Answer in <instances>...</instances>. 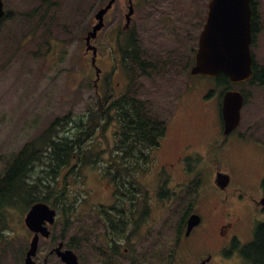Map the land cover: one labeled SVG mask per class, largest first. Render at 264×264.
<instances>
[{
    "label": "rangeland",
    "instance_id": "obj_1",
    "mask_svg": "<svg viewBox=\"0 0 264 264\" xmlns=\"http://www.w3.org/2000/svg\"><path fill=\"white\" fill-rule=\"evenodd\" d=\"M2 1L8 16L0 24V174L8 159L25 143L40 136L56 118L68 114L77 118L97 109L99 97L102 103L107 98L112 102L114 96L128 91L151 102L160 117L170 119L169 133L162 151L156 154L157 161L162 160L161 152L171 154V138L174 136L182 139L179 149L189 143L197 151L204 150L211 140L218 137L217 105L221 87L209 90L214 86L212 79L191 75L189 71L193 63L187 67L192 62L198 36L205 23L209 0H134V16L130 29L125 30L122 29L125 1L115 0L111 16L106 17L103 29L93 41L98 54L97 67L102 70L98 79L90 64L91 53L85 58L84 38L95 24L94 14L108 0ZM253 2H256L259 16V33L254 39L252 54L261 69L264 68V0ZM41 16L43 19L37 22ZM132 35L137 39L145 64L153 66L161 61L166 68L162 71L147 68L146 75L140 77L136 73L128 86V68L132 64L129 61L124 63L122 50ZM48 45L55 56L51 64L36 52L38 48L45 51ZM177 65H181V69L175 68ZM116 83L120 85L116 86ZM187 85L189 89L196 88L192 92L184 91ZM236 89L247 95L239 127L230 134L227 144L221 146L219 143L212 149L210 157H220V169L231 177L229 190L236 188L256 194L264 177V85L244 84ZM181 91H184L182 100L176 114H173L175 97ZM208 98L211 101L205 107L198 101ZM68 128L60 129L59 134L67 133ZM114 131L115 126L111 125L106 131L107 140L98 149H114ZM203 164L198 172L204 195L198 201V210L211 216L215 196L210 193L213 170L206 160ZM100 165L83 166L77 178L69 175V166L64 169L63 175L67 176L60 180L59 186L65 183L71 203L84 199L77 214L71 217L66 239L76 246L79 264H140V254L132 263L130 249L125 242L118 248L116 257L102 258L106 238L101 232L97 214L92 211V204L109 203L112 188L102 179L98 170ZM39 171L35 170L36 173ZM139 176L142 182H148L146 172ZM185 204L186 201L183 208ZM17 205L4 213V221L1 219L5 229L2 231L0 228V264H16L24 257L29 245L30 233L23 223L28 208L25 203ZM82 223L83 230L80 228ZM55 233L60 234V229ZM85 235L86 248L82 240ZM39 251L46 256L45 244L40 242ZM207 251L198 248V259ZM145 259L147 262L143 264H159L151 262L148 255Z\"/></svg>",
    "mask_w": 264,
    "mask_h": 264
},
{
    "label": "flooded vegetation",
    "instance_id": "obj_2",
    "mask_svg": "<svg viewBox=\"0 0 264 264\" xmlns=\"http://www.w3.org/2000/svg\"><path fill=\"white\" fill-rule=\"evenodd\" d=\"M124 1L127 8L129 6L128 0ZM113 8L114 5L106 14V17L111 16ZM42 19V16L38 17L37 22ZM122 29H130V24L123 26ZM36 30L38 31L39 28ZM132 37L131 55L129 57V63L132 65L128 68V86L136 73L140 77L146 75L147 68L159 71L166 68L161 61L152 66L137 58L136 55L140 56L141 52L139 46L136 47L135 36L132 35ZM50 48L51 46L48 45L45 51L40 48L36 50V52H40L42 56L46 57L47 64H51L55 60ZM95 63H98V54ZM181 67V65H177L175 68L181 69ZM187 67H189V64H187ZM114 76L115 73H113V79ZM258 78L260 79L259 83H251L248 80L245 84L262 85L264 75L259 74ZM119 85V83H116V86ZM215 86L219 85H214L209 90L215 89ZM194 88L196 87L189 89L187 85L184 91L192 92ZM232 89L233 86L230 85L229 90ZM209 90L207 89L208 93ZM184 91L178 92L175 97L173 114H176ZM226 91L224 87H221L219 92L217 119L220 128L222 124L221 95L223 96ZM239 92L244 96L245 104L247 95L241 91ZM123 96H127L135 103L150 105L151 109H154L151 102L138 97L135 92L131 91L117 97L114 96L113 102H117ZM198 101L205 107L210 104L211 99L208 98L205 101L199 99ZM161 119L165 122V126L158 146L152 150V156L146 159L143 155V159L135 160L134 147L128 150L131 152L128 155L131 161V173L133 174L135 172L134 168L138 166L137 174L119 181V184H111L109 203L92 204V211L97 214L102 228L101 232L106 238L102 258L111 259L116 257L119 254L118 248L125 242L130 249L132 263L135 257L140 254V264L147 262L145 259L147 255L151 262L157 261L159 264H200L205 260V264H264L263 250L259 251L260 253L257 251L264 246V205L261 204L264 199V178L259 183L256 194H250L236 188L229 190V185L220 184L218 181V185H215L214 174L219 168L220 157H210V154L212 149H215L219 143H221V146L227 144L231 136H223L220 128L218 137L211 140L202 151L191 148L189 143L184 144L182 149H179L178 146L182 144V139L177 136L172 137L171 154L167 155L161 152L162 160L157 161L156 154L162 151L163 142L169 133L170 123V119L165 116ZM259 144H263V142H259ZM119 149L120 146L116 143L114 149H112L114 155H120L118 153ZM204 160L213 168L210 193L215 196L212 201L213 214L211 216L204 215L198 210V201L204 195L202 179L199 177L198 170L204 165ZM152 167H155V169ZM142 172L149 175V180L146 183L142 182L139 176ZM7 178L5 173L1 172L0 203L13 196V192L9 195V191H13L12 181L14 179L12 176ZM44 181H46L45 178ZM45 185L43 183L38 188H44ZM7 196L8 198L4 200ZM34 196L44 198L46 201H34L30 204L28 202L27 212L34 204L41 203L45 204L49 211H53L55 217H53L52 222L49 221L50 218H44L41 223L40 231L37 233L38 247L36 254L32 257L33 264H67L62 258V254L68 250L74 251L79 264V254L76 246L71 244L69 239H66V234L70 230L71 217L77 214L79 207L84 203V199L71 203L70 192L66 190L65 186L63 193L55 194L48 191L32 195V197ZM56 197L58 201L55 202L54 198ZM49 198H52V201ZM184 201H186V204L183 208ZM9 208L12 207L5 205L4 212L8 211ZM2 215L3 213L0 214V216ZM192 215H197L196 224L189 226V218ZM83 225L82 223L81 230H83ZM0 228H2V231L5 229L1 224V217ZM58 229H60V234L55 233ZM27 231L30 233L31 240L36 232L28 228ZM45 232L47 236L44 235ZM1 237L2 234L0 233ZM82 240L86 248V235L82 237ZM40 242L45 244L47 248L46 256L41 255L42 252L39 251ZM5 246L8 247L9 244ZM198 248H205L209 251L198 259ZM27 251L28 247L25 250L24 257L18 260L16 264L25 261ZM148 251L150 252L148 253ZM218 256L219 258H217Z\"/></svg>",
    "mask_w": 264,
    "mask_h": 264
},
{
    "label": "trees",
    "instance_id": "obj_3",
    "mask_svg": "<svg viewBox=\"0 0 264 264\" xmlns=\"http://www.w3.org/2000/svg\"><path fill=\"white\" fill-rule=\"evenodd\" d=\"M252 9L251 28L254 37L258 34V14L255 13L254 6ZM129 49L128 45V48L122 50L124 63L129 61L131 55ZM136 57L139 58L138 55ZM258 75L254 65L250 82L259 83ZM216 82L227 89L230 87L228 78L223 74L217 76ZM108 99L103 103L98 100L97 109L87 111L77 118H71L70 114L56 118L41 136L22 147L11 159L10 165L4 169L5 176L8 178L12 176L14 179L13 191H9V195L13 192V196L6 200L7 196L4 199L6 201H1L0 210L4 209L5 205L16 207L17 204L46 201L39 196L32 197L40 192L63 193L65 183L60 187L59 182L66 178L67 175H63L64 169L72 161L77 163L70 166L68 171L70 176L76 178L79 177L83 166L94 167L97 163H101L98 170L102 179L109 184H119V181L134 175V172L131 173V161L128 157L131 152L128 150L134 147L135 160L143 159V155L146 159L151 157L152 150L158 146L165 122L156 116L150 105L135 103L127 96L121 97L117 102H109ZM111 125L115 126L114 137L120 146L119 156L114 155L112 149L110 151L98 149L104 140H107L106 131ZM64 127H69V131L60 135L58 131ZM37 140L47 146L44 149L47 153L45 156H41L42 152L30 149ZM37 167L41 174L35 172ZM134 170L137 171L138 166ZM43 183L46 184L44 188H38ZM54 201H58V198H54ZM261 250L264 255V246L257 251Z\"/></svg>",
    "mask_w": 264,
    "mask_h": 264
},
{
    "label": "water",
    "instance_id": "obj_4",
    "mask_svg": "<svg viewBox=\"0 0 264 264\" xmlns=\"http://www.w3.org/2000/svg\"><path fill=\"white\" fill-rule=\"evenodd\" d=\"M114 0L99 10L95 15L96 25L87 33L85 38L86 51L92 52V64L95 63V48L92 40L103 26V16L111 7ZM251 0H210L206 21L198 37L197 50L194 56V65L190 72L192 75H203L214 78L219 74L228 77L233 85L242 83L252 74V56L250 52L251 36ZM129 13H132V4L129 0ZM5 14L2 0H0V21ZM98 74V73H97ZM243 103L241 93L235 90L225 92L222 100L221 112L223 118V135L231 133L239 124L240 110ZM229 176L217 173V181L227 184ZM264 205V199L261 201ZM54 212L49 211L45 204H35L24 218L26 227L36 232L32 238L30 248L23 264H33L32 257L36 254L41 223L44 218L52 222ZM197 216L189 219V226L196 224ZM47 236V233H44ZM67 264H78L77 256L71 250L62 254ZM200 264H205V261Z\"/></svg>",
    "mask_w": 264,
    "mask_h": 264
},
{
    "label": "bare ground",
    "instance_id": "obj_5",
    "mask_svg": "<svg viewBox=\"0 0 264 264\" xmlns=\"http://www.w3.org/2000/svg\"><path fill=\"white\" fill-rule=\"evenodd\" d=\"M13 20H14V19H13ZM17 23H18V22H17ZM26 23H27V22H26ZM32 24H33V23H32ZM29 26H30V25H29ZM34 27H35V26H34ZM27 28H28V26H27ZM33 29H34V28H33ZM33 29H32V30H33ZM44 29H45V28H44ZM23 30H24V29H23ZM45 32H46V31H45ZM28 35H29V34H28ZM30 35H31V34H30ZM27 37H28V36H27ZM39 37L42 38L43 36H39ZM43 38H44V37H43ZM14 39H15V38H14ZM38 39H39V38H38ZM25 43H26V42H25ZM29 45H30V44H29ZM37 45H38V44H37ZM14 46H15V45H14ZM30 49H31V48H30Z\"/></svg>",
    "mask_w": 264,
    "mask_h": 264
}]
</instances>
